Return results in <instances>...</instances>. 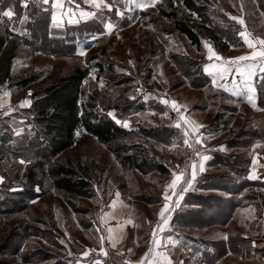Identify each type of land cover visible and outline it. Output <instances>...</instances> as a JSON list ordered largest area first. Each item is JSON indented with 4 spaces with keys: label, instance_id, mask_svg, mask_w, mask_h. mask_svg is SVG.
Segmentation results:
<instances>
[{
    "label": "rangeland",
    "instance_id": "374dc122",
    "mask_svg": "<svg viewBox=\"0 0 264 264\" xmlns=\"http://www.w3.org/2000/svg\"><path fill=\"white\" fill-rule=\"evenodd\" d=\"M41 2L30 0L29 3L35 5L40 12L51 14V29L59 42H33L37 47L34 48L31 44H17L16 38H12L11 44L16 45L12 63L14 74H37L36 82L39 85H48L75 67L87 68L84 85L90 90L98 91L104 99V105L99 108L116 123L119 120V126L132 129L135 134L141 126L153 131L165 126L172 127L180 133L170 146L159 144L152 138L148 141L141 137L134 141L127 140L125 147L124 142H119L120 138L108 146L88 136L82 144L75 145L52 159V163L67 165L77 175L89 180L90 190L86 195L68 200L46 178L41 187L33 188L34 192L31 191L32 195L27 197L28 205L23 211L6 213L0 217V258L13 260L16 264H57L59 261L66 264H93L90 257L98 253L101 247L106 248L101 240L102 237L104 239L102 214L114 194H120L134 205L137 215L140 214V221L146 216L150 221H156L159 219L160 209L169 202L164 200V195L169 196L165 192V186L172 179V171L177 165L180 167L183 159L190 153L189 167L203 154L204 151L197 156L191 148L180 142L185 127L192 133L191 125H185L180 116L205 126L197 133L190 134V141L202 134L201 143L214 145L218 139L214 130L220 128V120L228 122L222 135H219L223 141L228 142L230 139H243L247 132L246 127L255 119L264 121V112H254L246 98L244 103H238L216 92V89L224 91L221 87H215V91L208 92L203 80L197 75L198 70L204 74V64L209 59L205 44L215 53L227 58L234 57L242 48L231 47L226 52H218L202 38L201 50H197L183 35L174 30L171 22L159 15V9L168 8L169 0H158L154 7L149 6L143 10L127 0H107L109 3L114 2L115 6L111 12L104 8L102 16L99 15L100 10L90 3L83 4L86 0H64L62 7L56 10L50 2ZM173 3L177 4V0H173ZM197 3L205 4L210 11L220 12L229 19L231 16L243 18L244 15L247 21L244 26L241 25V31L246 28L247 31L264 35V0H196ZM41 5L46 8H41ZM117 8L123 12L122 17L115 14ZM53 10L59 13L56 20L52 19ZM81 11L97 15L82 18ZM109 22L114 25L110 32L104 28V24ZM80 24L84 25L80 27L81 33L70 32L71 26ZM89 27L93 28L90 32H82V29ZM78 36L79 39L74 40L73 47L68 40ZM93 36L97 38L93 39ZM102 47L106 51L105 57L100 55ZM80 52H84V55H79ZM172 54L177 55V62L172 59ZM101 60L110 70L97 72L95 63ZM4 92L9 95L4 96ZM31 92H12L0 84V103L3 104L0 107V135L5 132L1 126H8L16 145L25 141L35 130L38 131L37 128L41 129L44 124V121L36 123L28 112ZM163 100L169 103L165 104ZM172 101L176 102L175 108ZM125 121L127 127H124ZM177 124L182 127L178 128ZM77 135L83 136V130ZM41 143L40 139L38 143L26 146L23 155L34 159L35 154L47 153L46 146L41 148ZM201 143L194 144L195 149L204 148ZM208 151L210 148H207ZM126 155H131L139 164L142 160L145 161L147 166L140 164L139 167L137 164V168L135 164L124 160ZM225 155H230L227 148ZM151 157L167 165V176L161 177L152 170ZM9 158L13 163V156L10 155ZM20 160L21 158L17 162L20 163ZM229 160L236 163V169L240 168L238 160ZM25 161V164L20 163L22 167L16 175L17 178L0 171V177L4 178L0 182V198L5 197L7 191H19L25 185L24 170L29 160ZM219 165L210 168L209 174L214 177L222 176L224 169ZM4 167L8 168L9 165ZM51 167L50 165L49 168ZM216 188L220 187L214 186L212 190L205 191L204 195H219L220 189ZM214 203V199L210 198L204 202L207 205L204 216L212 211ZM252 213L256 215L251 217ZM258 214L257 209L252 212L250 208H246L234 217L226 230L246 232V221L250 218L259 220ZM181 224L183 223L179 226ZM217 225H188L184 229L194 230V235L212 240L218 235L217 230H212L216 228L205 229ZM140 226L142 229V223ZM190 246L191 250L201 251L203 248L201 244L194 242ZM85 251L88 252L87 256L82 255ZM134 252L128 253L133 260ZM246 257L242 256L241 264L262 262ZM235 259L236 255L220 257L221 262L229 264H236Z\"/></svg>",
    "mask_w": 264,
    "mask_h": 264
},
{
    "label": "trees",
    "instance_id": "16d2710c",
    "mask_svg": "<svg viewBox=\"0 0 264 264\" xmlns=\"http://www.w3.org/2000/svg\"><path fill=\"white\" fill-rule=\"evenodd\" d=\"M41 4L43 3L41 2ZM9 8H12L15 13L12 21L10 22L7 17H0V84L12 92L31 90L29 95L31 104L28 112L36 123L44 121V124L41 129L37 128L38 131L35 130L25 141L17 145L13 143L14 137L9 133V127L1 126L5 132L0 135V171L17 178L16 175L22 167L17 160L21 158L29 160V163L24 170L25 185L22 189L7 191L6 196L0 198V217L6 213L23 211L28 205L27 197H30L29 195L34 192L33 188L35 186L41 187L46 178H49L51 186L61 192L68 200L86 195L90 190L89 180L77 175L76 171L67 165L52 163V159L65 150L82 144L88 136L94 137L108 146L120 138L119 142H124V147L127 140L134 141L140 137L148 141L149 138H152L159 144L170 146L180 136V133L175 129L166 126L163 127L164 129L161 127L154 131L141 126L136 134L132 132V129L127 130L119 126L99 108L104 105V99L100 97L98 91L96 89L90 90L84 85V79L88 73L87 68L75 67L71 72L56 78L48 85H39L36 82L37 74H14L12 63L16 45L11 44L12 38H16L17 44L25 46L30 44L34 46L33 42L41 41L55 44L59 40L55 39V34L52 32L51 14L49 12H40L35 5L30 3L27 8H24L19 0H0V13ZM41 8L44 9L46 6L41 5ZM210 10L205 4H196V0H177V4H174L173 0H169L168 8L159 9V15L171 22L174 30L183 35L197 50H201L202 38L208 41L218 52H226L231 47L242 48L243 41L239 35L242 26L230 20L226 15L220 14V12ZM25 15H27V19L21 23L20 20ZM242 17L246 22V17L244 15ZM82 26L84 25L71 26L69 30L70 32L81 33L80 27ZM13 28L16 31H13ZM90 29L93 28L82 29V32H90ZM54 32L57 33L58 31ZM76 39H79V36L68 40L72 42L73 47ZM34 48L37 47L34 46ZM105 53V48L102 47L100 55L105 57ZM171 57L177 62L176 54H172ZM95 67L98 73L110 70V67H106L102 60L97 61ZM202 72L198 70L197 75L203 80L208 92L215 91L210 77ZM257 89L258 106L264 108V83L260 82ZM216 92L226 96V93L220 89H216ZM219 124L227 125L228 122L220 120L218 126ZM246 128L247 132L243 139L226 141V148L230 152L229 157L225 153L212 152V167L220 164L219 166L224 169L222 176L210 179L209 175L207 176L208 179L204 178V189L212 190L214 186H218L220 188L216 189L227 192L229 196L213 195L209 197L190 194L187 197V202L189 204L194 203L197 207L176 213L173 218L175 227L184 229L188 225L193 227V225L223 224L233 214L236 207L253 204L259 213V220H254L250 229H253L254 234H257V240L264 237V230L261 228V221L263 220L261 213L264 211V181H252L247 178L251 145L257 141L264 143V121L255 119ZM82 130L84 135L78 136L77 133ZM40 139L43 143H41V148L46 146L47 153L35 154L34 159L25 157L23 155L24 148L33 143H38ZM10 155L13 156V163L10 162ZM229 158L238 160L240 168L236 169V163L230 162ZM151 159L153 161L152 170L161 177L169 174L167 165L153 160L152 157ZM124 160L135 164L137 168L138 165L140 167V164L147 166L145 161L142 160L139 164L131 155H126ZM8 165V168L4 167ZM50 165L52 166L51 169L49 168ZM262 175L264 176V171ZM208 198L214 199L215 203L212 211L204 216V209L207 206L204 202ZM180 223H183L182 226H179ZM250 250L249 238L235 235L230 236L226 241L211 242L209 248L204 252V256L207 264H229V262H221L220 257L223 258L224 255L248 257ZM0 264L16 263L13 260L0 258ZM57 264L66 263L59 261ZM93 264L101 263L94 262Z\"/></svg>",
    "mask_w": 264,
    "mask_h": 264
},
{
    "label": "crops",
    "instance_id": "0c3cea01",
    "mask_svg": "<svg viewBox=\"0 0 264 264\" xmlns=\"http://www.w3.org/2000/svg\"><path fill=\"white\" fill-rule=\"evenodd\" d=\"M43 2V0H41ZM49 2L52 4L53 0H49ZM60 3L63 5L64 0H60ZM87 2H83L85 4ZM88 4V3H87ZM54 9V8H53ZM56 10V8H55ZM53 13H55L56 18H58L59 13L55 12L53 10ZM52 13V16H53ZM245 31V30H244ZM249 34H251V37H261L264 38V35L253 33L250 31H247ZM242 38V37H241ZM242 46V52L240 51L235 56L240 55H248L252 50L248 48L247 44L244 43ZM219 56L223 57L222 55ZM234 56V57H235ZM224 61H217L215 58L207 59V62L204 64V73L207 74L211 81L213 80V74H215V78L217 79L218 84L222 83L227 88L232 89L234 87L233 80H236L239 82L238 74L233 70L231 73L227 74V79L220 80L219 77V66L221 63L226 62L229 58L223 57ZM206 60V59H205ZM213 65H216V67H213ZM208 68L209 71H205V68ZM261 76H264V74H261L257 72V75L253 78L256 86L261 82ZM220 88V87H219ZM224 90V89H223ZM8 91V90H6ZM10 92V91H8ZM226 93V97L229 99H232V101H236L238 103H244L245 98L241 96H234L231 94V91H224ZM255 102L257 107L254 108V112H264V108H260L258 106V93L255 97ZM1 109V108H0ZM227 125L219 124L220 128H217L216 136L218 135V139L214 143V145H208L206 143H201L204 145V152L201 156H208L209 159L204 161V171H199V163L201 157L196 160L197 164V174L196 178L193 181L191 186H188L184 183V180L182 179L180 182V185L177 186L175 190L168 189L169 196L171 199L169 200L168 204L170 208L172 209V216L171 220L169 221V225L164 226V231L161 232L159 228H157V224H162V220L159 216V219L156 221H150L149 218L142 217V220L140 221V214L137 215L135 207L132 203L129 201H126L120 194L115 195L108 201V204L104 210V213L102 214V225L104 227V239H103V245L104 246H113V243H115L114 247H120L123 250L130 253L131 251L134 252L133 258L136 261H139L140 258L144 255L145 252L148 251L150 247H154L153 245V237H152V231L155 228L157 231L158 237L161 239L162 247L156 249L157 251L163 252L165 255L169 256L172 259L173 264H180L182 261L183 264H206L205 260V254L207 248H209V245L211 242L215 240L217 241H226L222 237L224 234H227L228 237L240 235L241 237H247L249 238V241L251 243V250L250 255L247 259L258 261L261 260L262 262H259V264H264V237H261L260 240H257V234H254V230L250 229V225L254 220L248 219L246 221V232H242L240 230L235 231H228L226 230L228 228V225L233 221L234 217L238 215V213L242 212V210H245L246 208H250L252 212H256V207L253 204H248L246 206H238L234 210L233 214L228 218L227 221H225L223 224H218L217 226H212L210 228H207L205 230H211V228H216L212 230H217L218 235L215 239H207L203 237H199L198 235H194V230H187V229H179L175 227L173 224V218L176 213L185 212L188 208L191 207H197L196 204L192 203L189 204L187 202V197L191 195H202L204 196V192L208 189H204V178L208 179L207 176L210 175V179H212L214 176L209 174L208 170L212 168V152L217 151L220 153L226 152V140L223 141L219 135H222L223 130L225 129ZM224 128V129H223ZM184 135L182 137V140L180 142L184 144ZM223 145L224 148L221 150L220 146ZM206 147V148H205ZM207 148H210V151L207 152ZM194 153V152H193ZM250 159L248 163V171H247V178L249 179V175L253 172L257 176L256 179H249L252 181L261 180L264 181V176L262 175V172L264 171V143L257 141L254 142L251 145V151H250ZM253 157L256 158L257 163L253 164ZM189 172L185 173V176L187 179H191V173H192V165L189 167ZM172 175V174H171ZM171 180L168 181V184H170ZM167 184V185H168ZM183 188H187V191H183ZM219 190V189H218ZM209 191V190H208ZM182 193V198L179 201V206H176L175 201L177 200L178 196L177 194ZM222 196H229V194L226 192H223L220 190V194ZM165 196V195H164ZM254 203V202H253ZM256 213H252L251 217L255 216ZM262 221H261V228L264 230V211L261 213ZM131 221V222H129ZM142 223V229L140 228ZM108 228L113 229V235L116 237L115 241H109L108 236L109 233L107 231ZM225 230V231H224ZM204 231V230H201ZM139 234V235H138ZM171 237V240L168 238ZM253 241L256 242V246H253ZM198 243L203 246L202 250H191V243ZM262 245V247H260ZM131 249V251H129ZM213 251V250H212ZM213 254V252H212ZM241 256H236V259L234 260L236 264H241ZM83 264V262L78 263Z\"/></svg>",
    "mask_w": 264,
    "mask_h": 264
},
{
    "label": "snow or ice",
    "instance_id": "6c2138e0",
    "mask_svg": "<svg viewBox=\"0 0 264 264\" xmlns=\"http://www.w3.org/2000/svg\"><path fill=\"white\" fill-rule=\"evenodd\" d=\"M30 0H19V3L21 4L22 7L27 8L29 5ZM87 3H90L93 7L97 8L100 10L99 15H103V9L106 8L108 9L109 12H111L114 8V2L109 3L107 0H86ZM128 3L130 4H135L137 7H139L141 10L152 6L154 7L157 3L158 0H127ZM44 4L49 3V0H43ZM52 7L53 8H58L62 7V4L60 3V0H53L52 2ZM131 10V9H128ZM115 14L117 16H123V12L120 9H116ZM15 13L12 8H9L6 11H3L0 13V17H7L8 20L11 22ZM82 18L89 17V16H95L97 13H91V12H85L81 11L80 13ZM27 19V15L25 17H22L20 22L23 23L24 20ZM53 20H56V15L53 13L52 16ZM230 19L236 21L238 24L244 26L245 21L243 18L240 17H235L231 16ZM71 22V21H70ZM114 25L109 22L104 24V28L110 32ZM13 31H16L15 28L12 29ZM23 34V33H21ZM239 35L243 38L244 43L247 44L248 48L251 49L252 51L248 55H240V56H235L229 58L226 62L221 63L219 66V77L220 80H225L227 79V74L231 73L233 70L238 74L239 77V82L236 80H233V85L234 87L232 89L227 88L224 84L217 82V79L215 78V74H213V80L212 84L214 87H221L224 89V91H231V94L234 96H241L247 99V102L252 105L253 108H256V102H255V97L257 94V86L254 81V77L257 75V72L264 74V38L261 37H251V34H249L245 28V31H241ZM93 39H96L97 37L93 36ZM205 47L208 48L209 52V59L215 58L217 61H224V58L219 56L217 53L213 51V49L205 44ZM79 55H84V52H80ZM213 67H216V65H213ZM205 71H209V69L206 67ZM261 82L264 83V76H261ZM4 96H8L9 93L4 92ZM135 98V97H132ZM163 103L167 104L169 101L163 100ZM172 106L173 108L176 107V102L172 101ZM23 106V103L22 105ZM0 107H3V104L0 103ZM109 115H112V113H109ZM181 120H184L185 125H191L192 128V133L188 131V129L185 127L184 130V144L191 148L193 152L197 156H200V153L195 149L194 144H199L202 142V134L198 136L194 141H190L188 139L190 134L197 133L200 128L205 127L204 125L197 124L194 121H188L186 120L183 116H180ZM117 123H121L119 120H117ZM124 127H127V121L123 122ZM178 128L182 127V125L177 124L176 125ZM221 150H223L224 146H220ZM209 159L208 156L204 155L201 156L200 163H199V171L203 172L204 171V161ZM253 164L257 163V160L255 157H253ZM21 164H25L26 161L21 159L20 160ZM197 174V164L195 162L192 163V173H191V179H187L185 176V169H180L179 165H177V168L172 171V179L170 184L165 186V192L167 193L168 189L175 190L178 185H180L181 180H184V183L187 184L188 186H191L193 181L196 178ZM257 176L253 172L252 174L249 175V179H256ZM3 177H0V182L3 181ZM37 191H39V188H37ZM183 191H187V188H183ZM119 195V194H117ZM178 198L175 201L176 206H179V201L182 198V193L177 194ZM171 197L168 196L167 194L164 196V200L168 201L170 200ZM159 216L162 220V224H157V228L161 232L164 231V226L169 225V221L171 220L172 216V209L170 208L168 203H165L163 208L160 209ZM131 222V221H129ZM109 236L108 239L109 241H115L116 237L113 235V229L108 228L107 229ZM67 234V233H66ZM152 237H153V245L154 247H150L147 252L144 253V255L140 258L139 261L136 262V264H173L172 259L165 255L163 252L157 251L156 249L162 247L161 239L157 235V231L154 228L152 231ZM224 240H228V235L224 234L222 237ZM171 240V237L168 238ZM103 240V237L101 238ZM63 243V241H61ZM253 246H256V242L253 241ZM113 246H115V243H113ZM100 251L103 253L104 248L101 247ZM131 251V249H129ZM82 255L87 256L88 252L85 251L82 253ZM180 264H183L181 261Z\"/></svg>",
    "mask_w": 264,
    "mask_h": 264
},
{
    "label": "built area",
    "instance_id": "2783aa9c",
    "mask_svg": "<svg viewBox=\"0 0 264 264\" xmlns=\"http://www.w3.org/2000/svg\"><path fill=\"white\" fill-rule=\"evenodd\" d=\"M196 150L200 153L204 151V148H196ZM191 154L183 159L182 165L180 166V169H185V173L188 171L190 165ZM90 258L91 261L101 264H136L137 262L129 257L127 251L114 246H107L103 253L98 251V253H95Z\"/></svg>",
    "mask_w": 264,
    "mask_h": 264
}]
</instances>
